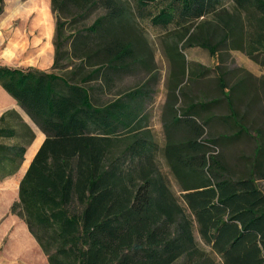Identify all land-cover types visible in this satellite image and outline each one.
Wrapping results in <instances>:
<instances>
[{
  "label": "trees",
  "instance_id": "obj_1",
  "mask_svg": "<svg viewBox=\"0 0 264 264\" xmlns=\"http://www.w3.org/2000/svg\"><path fill=\"white\" fill-rule=\"evenodd\" d=\"M132 1L141 13L158 5L151 24L175 32L164 52L181 59L187 80L178 89L183 105L175 108L174 92L166 104L164 145L148 126L155 94L150 85L119 98L115 91L118 72L129 69L134 55L133 44L119 36L134 24L133 10L121 0H51V69L0 66V87L45 136L11 214L23 221L48 264H264V192L258 186L264 180V128L256 130L242 177L212 154L208 145L217 142L206 137L213 119L233 132L218 141L248 135L243 122L249 111L240 116L238 107L245 101L253 107L258 93L264 103V83L254 88L241 70L243 77L229 86L222 72L221 97H187L210 71L187 63L177 50L200 48L212 57L240 52L264 68V0ZM99 10L103 14L90 26L79 28ZM224 103L229 114L213 117L211 110ZM31 124L17 110L1 115L0 181L22 168L36 140Z\"/></svg>",
  "mask_w": 264,
  "mask_h": 264
},
{
  "label": "rangeland",
  "instance_id": "obj_2",
  "mask_svg": "<svg viewBox=\"0 0 264 264\" xmlns=\"http://www.w3.org/2000/svg\"><path fill=\"white\" fill-rule=\"evenodd\" d=\"M121 1L127 3L133 10L132 16L135 21L130 29L119 31V36L124 41L133 44L134 55L129 58L131 59L129 60L131 62L129 69L118 72L115 91L118 92L119 98L145 83L150 85L149 88L155 94L153 103L147 107L148 114L151 115L149 123L151 121L154 138L163 146L165 140L163 123L168 114L166 104L173 92L178 97L176 109L183 105L186 98L179 95L178 92V89L180 90L187 82L182 77L181 59L178 57L170 58L164 52L166 42L171 40L170 36L175 32H168L152 26L151 17L157 13L158 5L152 4L146 13H141L136 11L132 0ZM102 14L103 12L100 10L97 11L88 21L79 25V28L90 26ZM55 23V16L51 10V0H3V8L0 11V66L49 71L54 59ZM48 32L50 37L47 42ZM36 41H40V43H35ZM8 48H11V53L6 57L4 52ZM41 50H43L42 56L39 55ZM46 50H48V55H46ZM177 50L184 56L187 63L200 65L210 71L205 78L199 80L195 85H191L190 91H186L187 97L195 96L198 100L207 101L221 97L217 91V78L222 72L226 75L229 86L243 77L241 70L253 78L254 88L256 86L259 88L258 85L264 83V68L259 67L240 52L223 51L217 57H212L200 48L184 51L182 45H179ZM177 84L181 85L176 88ZM0 92V113L9 109L18 110L23 118L31 124L14 101L3 95L1 89ZM258 94L260 99L253 107L249 106L248 101L238 107L240 116L249 111L243 122L248 135L243 134L242 137L233 142L226 143L217 140L219 136L230 138L233 134L232 130L223 124V120L213 119L206 128V137L213 138L217 142L216 146L208 145L212 154L223 157L234 177H242L246 174L250 163L249 158L253 156L256 147L254 140L256 130L264 128V103L262 94ZM223 105L224 107L218 108L217 106L211 110L213 117L221 118L229 114L225 103ZM31 126L36 134V140L29 148L22 168L15 176L0 181V264H48L45 255L29 234L23 221L10 212L11 206L18 200L20 181L24 177L35 152L38 151L45 139V136L35 125L31 124ZM161 166L171 181L174 193L181 199L182 192L163 160H161ZM258 186L264 192V180L258 181ZM195 235L200 246L210 252V248L201 242L197 232ZM17 246L24 251L32 252L31 258L21 259L19 263L18 255L14 252ZM217 262L219 263L220 260Z\"/></svg>",
  "mask_w": 264,
  "mask_h": 264
},
{
  "label": "crops",
  "instance_id": "obj_3",
  "mask_svg": "<svg viewBox=\"0 0 264 264\" xmlns=\"http://www.w3.org/2000/svg\"><path fill=\"white\" fill-rule=\"evenodd\" d=\"M47 35H48V40H47V42L49 41V37H50V35H49V32L47 33ZM35 43H40V41H36ZM54 47V46H53ZM53 50H54V48H53ZM43 50H41V52H40V56H42L43 54V52H42ZM11 53V48H8V49H6V51L4 52V55L7 57L8 56V54H10ZM46 55H48V50H46ZM54 58V57H53ZM53 61H54V59H53ZM194 64V63H193ZM53 65V64H52ZM0 89H1V91H2V93H3V95H6L7 97H9V98H11L1 87H0ZM1 93V92H0ZM11 100H13L12 98H11ZM14 101V100H13ZM14 103L16 104V102L14 101ZM16 106H17V104H16ZM18 107V106H17ZM19 109V108H18ZM9 110H12V109H9ZM18 111V110H17ZM6 112V111H5ZM5 112H3V113H5ZM3 113H0V117H1V115L3 114ZM149 129H151L152 130V124H151V121H150V123H149ZM153 132V131H152ZM220 137V136H219ZM164 142H165V140H164ZM37 152V151H36ZM35 152V153H36Z\"/></svg>",
  "mask_w": 264,
  "mask_h": 264
},
{
  "label": "bare ground",
  "instance_id": "obj_4",
  "mask_svg": "<svg viewBox=\"0 0 264 264\" xmlns=\"http://www.w3.org/2000/svg\"><path fill=\"white\" fill-rule=\"evenodd\" d=\"M14 252L16 253L17 259L16 257H14L15 259H17L19 261V263L21 262V259H30L31 258V254L32 252L28 251V250H23L21 248H19V246H17L15 249H14ZM24 264V263H23Z\"/></svg>",
  "mask_w": 264,
  "mask_h": 264
}]
</instances>
